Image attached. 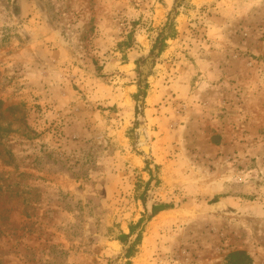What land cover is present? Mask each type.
<instances>
[{
  "label": "rangeland",
  "instance_id": "rangeland-1",
  "mask_svg": "<svg viewBox=\"0 0 264 264\" xmlns=\"http://www.w3.org/2000/svg\"><path fill=\"white\" fill-rule=\"evenodd\" d=\"M238 259L264 264V0H0V264Z\"/></svg>",
  "mask_w": 264,
  "mask_h": 264
},
{
  "label": "trees",
  "instance_id": "trees-1",
  "mask_svg": "<svg viewBox=\"0 0 264 264\" xmlns=\"http://www.w3.org/2000/svg\"><path fill=\"white\" fill-rule=\"evenodd\" d=\"M172 24L171 23H169L168 24V26H171ZM170 33H168L165 37L163 36V33H160V35L157 37V39H156V43H155V45L153 46V49H152V52H154L155 50H157V54H160V52L162 51L161 49V47L159 46V42L161 43V44H163V42H164V40H165V38L169 35ZM145 88V87H144ZM144 95H145V93H144V91L143 90H141V87H140V85L138 86V91H137V93L133 96V98L135 99V101H137V99H139V97H141V96H143L144 97ZM168 209H170V207H168L167 205H162V204H160V205H154V206H152L151 207V213H150V217H154V216H156L157 214H159L160 212H162V211H165V210H168ZM142 222V220L141 221H139L136 225H134V226H131L130 228H129V234L128 235H121L120 237H119V240L121 241V242H124L126 239H128L131 235H133L134 234V232H135V230L137 229V227H138V225L140 224ZM138 238H139V236H137L136 237V240H138ZM131 250V247H129V249L127 250V253H126V255L128 256L129 254H130V251ZM242 253H234V254H232L230 257L232 258V257H238V256H240V257H242ZM243 263V261L241 260V259H238V260H235V261H232V263L231 264H242Z\"/></svg>",
  "mask_w": 264,
  "mask_h": 264
}]
</instances>
